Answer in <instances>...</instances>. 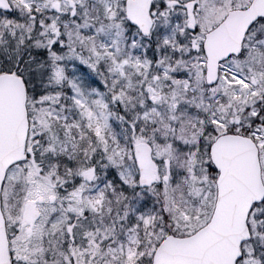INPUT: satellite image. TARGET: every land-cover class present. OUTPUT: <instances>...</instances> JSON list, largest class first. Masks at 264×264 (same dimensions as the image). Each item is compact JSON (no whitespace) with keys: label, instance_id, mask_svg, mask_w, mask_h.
Masks as SVG:
<instances>
[{"label":"snow or ice","instance_id":"snow-or-ice-1","mask_svg":"<svg viewBox=\"0 0 264 264\" xmlns=\"http://www.w3.org/2000/svg\"><path fill=\"white\" fill-rule=\"evenodd\" d=\"M0 264H264V0H0Z\"/></svg>","mask_w":264,"mask_h":264}]
</instances>
